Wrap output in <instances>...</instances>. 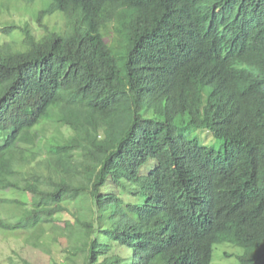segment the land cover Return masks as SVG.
Segmentation results:
<instances>
[{
	"label": "trees",
	"instance_id": "16d2710c",
	"mask_svg": "<svg viewBox=\"0 0 264 264\" xmlns=\"http://www.w3.org/2000/svg\"><path fill=\"white\" fill-rule=\"evenodd\" d=\"M19 1L55 21L0 19V235L50 254L66 216L73 263L264 264V0Z\"/></svg>",
	"mask_w": 264,
	"mask_h": 264
},
{
	"label": "rangeland",
	"instance_id": "374dc122",
	"mask_svg": "<svg viewBox=\"0 0 264 264\" xmlns=\"http://www.w3.org/2000/svg\"><path fill=\"white\" fill-rule=\"evenodd\" d=\"M37 9L38 6H28L19 0H0V19L11 22L14 21L16 24L22 26L28 22H32L35 25L40 22L43 26L47 27H51L50 24L54 25V19H51L49 15H45V13L42 14L41 11ZM57 21L61 22V20ZM8 26L10 25H7V27ZM2 29L3 28L0 27V44L16 38L22 39V35H20L18 31H11V33L7 35L3 33ZM146 85L147 82H144L143 86ZM51 133H53L52 129L48 128L45 135ZM195 134L200 135L199 140H197L200 146L213 148L219 153L223 151L220 147L222 141L215 139L208 132H198ZM65 219L70 220V218H66V216L65 218L62 217L55 225L52 234L49 233L50 235H45V244L51 249L50 254L35 249L29 244L23 245V235H6L5 237L0 235V264H2L1 259L10 254L11 248L15 249L21 257L25 258L31 264H79L65 260V254L63 252V249L67 246L65 238H59L57 242L51 241V237L55 234L60 237L64 236V232L66 231ZM243 253L244 250L242 248L232 243L221 241L213 247L210 264H238V257Z\"/></svg>",
	"mask_w": 264,
	"mask_h": 264
}]
</instances>
